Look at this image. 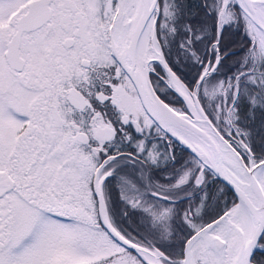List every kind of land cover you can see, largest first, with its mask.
<instances>
[{"label": "snow or ice", "instance_id": "6c2138e0", "mask_svg": "<svg viewBox=\"0 0 264 264\" xmlns=\"http://www.w3.org/2000/svg\"><path fill=\"white\" fill-rule=\"evenodd\" d=\"M0 264H264V0H0Z\"/></svg>", "mask_w": 264, "mask_h": 264}]
</instances>
